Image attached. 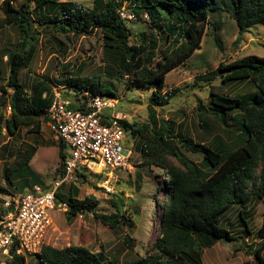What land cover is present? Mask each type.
<instances>
[{
    "label": "trees",
    "instance_id": "obj_1",
    "mask_svg": "<svg viewBox=\"0 0 264 264\" xmlns=\"http://www.w3.org/2000/svg\"><path fill=\"white\" fill-rule=\"evenodd\" d=\"M127 1L128 9L135 13L138 20L144 15L149 17L151 26L157 30L165 45L164 49H160L157 40L150 41L145 61L140 57L136 60L141 55V46L134 48L130 45L132 31L127 26L128 22L119 16V10L125 0H94L92 8L64 0H24L23 4L17 7L15 0H5L0 6V31L6 27H14L18 30L21 41L17 50L8 57L9 76L5 79V85H0V133L3 124L12 138L23 128L39 135L43 124L49 122L48 109L53 99L50 84L44 79L37 80L28 91L20 80L21 71L26 69L33 59L34 43L38 40L32 36L36 24L43 26L51 23L50 29L55 33L81 37L93 36L100 31L108 42L106 48L113 49V44L117 45V52H120V70H127L131 62L139 63V71L132 74L131 87L152 91L149 98V108L152 112L153 108L168 106L181 91L178 88L166 91L167 76L184 66L201 50L206 29L210 26L215 31L219 29V26L211 21V14H228L236 23L240 35L253 28L264 27V0ZM215 41L219 46L217 36ZM59 44L61 43L58 42ZM157 49L160 56L156 64L150 66ZM142 67L144 69L141 70ZM81 72L80 68L77 73L69 72V78L65 80L75 94V100L69 101V108L84 111L88 99L94 96L116 98V93L109 85L101 83L98 78H83L80 76ZM197 80L208 84L221 80L224 86L235 82L248 83L255 87L256 91L238 96L212 90L209 107H200V110L210 114L227 115L231 112V120L239 123L247 141L242 147L226 154V151L222 152L220 148L215 149L196 142L191 136L180 131L178 147L174 125H158L153 120V136H142L136 150H139L143 163L155 165L167 173L163 189L168 200L162 204L161 214L155 217L157 236L150 238L151 246L144 245V248L151 251L157 250L161 259L151 262L143 259L142 264H204V250L213 248L219 242L237 241L231 231L219 225L220 217L235 205L245 206L251 197H257L264 204V58L248 55L231 63H222L217 69L198 77ZM8 108L11 111L6 117L5 111ZM221 122L227 126L226 119ZM120 123L126 133H131L133 137L142 135L134 123L127 120ZM59 151L61 166L58 177H62L67 159V148L62 142ZM184 152L201 156L210 167L211 173H202L185 157ZM36 153L37 148L31 147L21 155L20 161L13 166L15 168L6 170V179L10 180L11 174L28 171ZM168 156L175 157L185 169L171 166ZM258 169L260 171L257 175ZM31 174L33 177L30 186L38 184L37 174ZM92 176L99 181L100 176ZM90 177L91 175L78 173L76 182L57 191L58 202L67 206V219L71 221L79 216L92 214L112 230L118 229L126 220L123 215L97 213L100 202L93 196L79 199V190L75 185L77 182L88 181ZM25 188L26 186H22L21 190ZM66 188H69L68 193L64 192ZM5 213L6 210L3 216ZM245 215L244 211H239L241 223L250 235L252 232ZM152 229L156 228L152 226ZM256 239L258 243L254 247L250 245L245 251L253 258V264H264V213ZM124 242L126 248L131 249V239L127 237ZM36 257L39 264H115L107 260L104 254L93 253L81 246L64 249L44 246ZM8 260L9 264H27L26 257L16 255L15 250L11 252Z\"/></svg>",
    "mask_w": 264,
    "mask_h": 264
},
{
    "label": "rangeland",
    "instance_id": "obj_2",
    "mask_svg": "<svg viewBox=\"0 0 264 264\" xmlns=\"http://www.w3.org/2000/svg\"><path fill=\"white\" fill-rule=\"evenodd\" d=\"M80 4L85 8H92L94 0H64ZM24 0H15L17 7ZM5 0H0V6ZM129 2L125 0L123 7L128 8ZM122 7V8H123ZM1 14V13H0ZM144 15L141 20L128 22L132 31L130 45L134 48L141 46V55L136 60H146L149 52V42L157 40L164 49L163 40L157 30L151 26L149 17ZM210 19L219 26L215 31L212 26L206 29L201 50L196 52L184 66L171 72L166 79V91L181 89L175 99L168 106L149 108L150 89H139L132 86V74L138 72L139 63L131 62L125 71L120 70L117 45L113 49L106 48L108 43L103 34L97 31L93 36L81 37L73 34H58L51 31L52 24L43 26L36 24L32 36L38 38L34 43L33 59L30 65L21 71L20 80L28 91L37 80L44 79L53 89H57L68 102L75 100L72 88L65 82L70 73L82 70L80 76L94 80L98 78L101 83L109 85L116 93L119 111L123 120L135 124L141 136L133 137L126 134L124 146L132 152L130 168L126 172H116L118 177L114 182L115 192L107 194L99 186L93 176L88 181L77 182L75 188L79 190V199L89 196L97 198L100 202L97 213L104 215L119 214L126 220L118 229L112 230L94 218L92 214H85L73 220L67 219L66 210H49L51 225L44 238V246L64 249L70 246H81L96 254H104L107 260L115 264H142L161 259L160 253L144 248L150 243V238L157 236L155 217L161 214L162 204L168 197L163 189L167 181V173L155 165H146L136 146L140 138L153 136L154 122L156 124H172L175 127V142L179 132L188 134L196 142L207 144L215 149L220 148L226 154L242 147L247 141L239 123L231 120V112L224 114H210L200 110L209 107L210 92L219 91L233 96L250 94L256 91L251 84L231 83L224 86L221 80L210 84L198 81L197 78L214 71L220 64L231 63L248 55L264 58V27L259 26L249 30L243 35L239 34L236 23L226 13L211 14ZM51 28V29H50ZM38 33V34H37ZM215 36L219 39L216 44ZM146 40V42H145ZM21 41L19 32L14 27H6L0 31V85H5L10 68L7 64L10 54L17 50ZM61 43L58 45V42ZM120 49V48H119ZM121 50V49H120ZM152 54L153 51H152ZM160 52L157 49L150 66L156 64ZM147 64V62H146ZM148 65V64H147ZM144 69L143 67L141 70ZM83 98V97H81ZM237 112V111H236ZM2 108L0 106V114ZM6 117L9 111H5ZM153 116V117H152ZM226 119L227 126L224 124ZM222 123V125L220 124ZM0 133V218L5 211V203L21 196L33 186L31 172L37 174L38 185L51 186L58 178L61 160L59 157L60 142L54 134L43 124L41 134H33L27 128L19 131L12 138L2 124ZM31 147L37 148V153L30 162L28 171L11 174L7 180L5 172L15 168L20 156ZM185 157L202 173L210 174V167L199 155L184 152ZM171 166L185 169L184 165L173 156H168ZM145 165V166H144ZM259 169L256 174L258 175ZM28 181V183H25ZM37 185V184H35ZM22 186L26 188L22 191ZM252 188V187H251ZM69 188L65 189L68 193ZM246 214V220L252 234H248L241 223L239 211ZM264 204L257 197H251L245 206L235 205L222 217L219 225L231 231L237 241L233 243L219 242L213 248L203 251L204 264H253V258L245 250L250 245L258 243L256 233L263 222ZM154 226L156 229H152ZM131 239V249L126 248L125 239ZM27 264H39L36 256L26 258ZM0 264H9L8 259L0 258Z\"/></svg>",
    "mask_w": 264,
    "mask_h": 264
},
{
    "label": "built area",
    "instance_id": "obj_3",
    "mask_svg": "<svg viewBox=\"0 0 264 264\" xmlns=\"http://www.w3.org/2000/svg\"><path fill=\"white\" fill-rule=\"evenodd\" d=\"M119 16L127 22L138 20L126 7L119 10ZM52 97L46 125L67 148L64 175L49 188L34 185L5 203L6 213L0 220V258L3 259H9L14 250L16 255L26 258L41 253L51 225L49 210H67L65 204L58 202L56 193L76 182L78 173L100 176L99 186L112 194L116 172L130 168L133 154L123 144L127 133L120 123L123 117L117 98L90 97L84 111H80L69 108V102L57 89H53ZM7 110L10 113L11 109Z\"/></svg>",
    "mask_w": 264,
    "mask_h": 264
},
{
    "label": "crops",
    "instance_id": "obj_4",
    "mask_svg": "<svg viewBox=\"0 0 264 264\" xmlns=\"http://www.w3.org/2000/svg\"><path fill=\"white\" fill-rule=\"evenodd\" d=\"M216 245H217V244H216ZM216 245H215V246H216Z\"/></svg>",
    "mask_w": 264,
    "mask_h": 264
}]
</instances>
